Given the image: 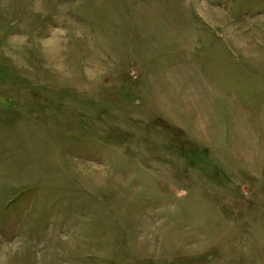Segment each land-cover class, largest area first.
Masks as SVG:
<instances>
[{
	"label": "rangeland",
	"instance_id": "374dc122",
	"mask_svg": "<svg viewBox=\"0 0 264 264\" xmlns=\"http://www.w3.org/2000/svg\"><path fill=\"white\" fill-rule=\"evenodd\" d=\"M0 264H264V0H0Z\"/></svg>",
	"mask_w": 264,
	"mask_h": 264
}]
</instances>
